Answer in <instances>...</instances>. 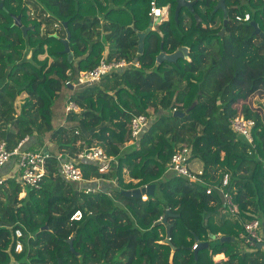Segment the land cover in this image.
I'll return each mask as SVG.
<instances>
[{
	"label": "trees",
	"instance_id": "16d2710c",
	"mask_svg": "<svg viewBox=\"0 0 264 264\" xmlns=\"http://www.w3.org/2000/svg\"><path fill=\"white\" fill-rule=\"evenodd\" d=\"M187 1L196 2L201 23L183 8L177 26V1L157 0L159 6L170 5V18L147 35L139 55L134 29L149 27L152 0H4L0 141L12 151L29 136L31 146L36 138L54 149L47 148L48 173L39 188H26L16 178L0 184V264H264V250L243 247L241 238L245 223L257 218L264 224V102H251L264 93V44L250 24L264 32V0H225L226 26L223 11L215 12L219 0ZM31 5L39 10L35 17L29 15ZM246 14L249 23L236 20ZM15 17L31 28L26 36ZM57 21L67 23L71 33L72 63L63 44L66 31L46 29ZM162 43L169 55L187 48L190 60L158 64ZM104 58L137 61L141 67L113 73L91 87L74 90L66 84ZM68 97L79 113L66 111ZM180 112L184 117L174 116ZM137 115L152 117L151 125L135 146L125 147ZM239 116L256 123L251 155L229 126ZM92 147L117 158L107 173L95 164L81 165L86 180L116 181L110 193L86 194L60 175L59 154L75 158ZM184 148H191L190 168L203 169L204 183L168 172L173 155ZM127 171L135 181L126 182ZM226 175L241 219L223 213L216 191L206 193L207 185H220ZM152 184L155 193L147 201L122 194ZM77 210L83 218L72 222ZM167 210L175 215L169 219L171 245L166 226L158 224ZM74 236L75 253L69 244ZM196 238L210 242L197 260ZM222 254L227 260L214 261Z\"/></svg>",
	"mask_w": 264,
	"mask_h": 264
},
{
	"label": "built area",
	"instance_id": "2783aa9c",
	"mask_svg": "<svg viewBox=\"0 0 264 264\" xmlns=\"http://www.w3.org/2000/svg\"><path fill=\"white\" fill-rule=\"evenodd\" d=\"M191 2V1H189ZM166 10V14H164ZM168 6H159L157 0H152L151 2V13L150 16L152 20L161 19L164 16L166 22L168 20ZM29 15L35 17L37 15L36 11L30 10ZM236 20L241 23H249L251 21V16L246 14L244 16H237ZM161 23V24H162ZM154 28V27H153ZM152 28V29H153ZM54 31L64 30L61 22H55L53 24ZM140 68V63L137 61H127V60H112L109 61L106 58L102 59L100 64L87 71L80 72L76 81H68L66 84L73 87L74 90L83 87H91L100 83L106 76L112 75L116 72H121L129 68ZM66 111L79 113L81 108L79 105L68 97L66 100ZM177 110L174 109V112ZM152 122V117L148 115H137L134 116L130 123V140L125 143V147L135 146L140 139V136L150 127ZM229 126L238 137L245 140L249 146L250 155L255 151L256 146L254 138L252 135V129L256 126L255 121L251 119H246L244 116H239L233 118L229 121ZM30 141V137L27 136L25 139L21 140L17 147L9 151L7 142L5 140L0 141V171L5 168L9 163L14 161V164L19 170L18 181L24 187L39 188L44 178L48 173L47 163L48 159L51 157L45 150H30L26 146ZM192 156L191 148H184L177 151L171 160L168 168V172L174 173L177 176L183 177L188 180L189 183L195 184L204 183V172L202 168H198L196 171H192L190 168V158ZM59 160V170L61 177L70 184H87L83 190L86 194L102 192L100 189V179L93 178L91 180H86L83 175L81 168L82 164H95L98 166L101 173H107L111 169L113 162L117 164L116 157H110L107 153L99 148L92 147L85 149L80 152L75 158H68L63 154L57 156ZM4 181L0 180V184ZM90 184V186L88 185ZM229 188V176L226 175L220 185H207L206 193L212 195L215 191L221 198L224 212L231 218L241 219V210L239 205L235 202L234 197ZM25 194V193H23ZM143 201L148 200V195H143ZM83 218V211L77 210L71 216V221H81ZM245 232L241 236L244 241V246L249 248H255L256 246H262L261 249L264 250V224L261 219H253L252 221L244 224ZM16 236L18 242L16 244V251L20 253L23 250V243L21 242L22 232L20 230L16 231ZM168 240H171L169 238ZM197 247V244L193 249Z\"/></svg>",
	"mask_w": 264,
	"mask_h": 264
},
{
	"label": "water",
	"instance_id": "95a60500",
	"mask_svg": "<svg viewBox=\"0 0 264 264\" xmlns=\"http://www.w3.org/2000/svg\"><path fill=\"white\" fill-rule=\"evenodd\" d=\"M177 1V6H176V11H175V18H176V21H177V26H178V20H179V16H180V12L183 8H186L188 10H190L193 14H195V4L196 2H189L187 0H176ZM4 0L1 1L0 3V10H4ZM218 10H222L223 13H224V25L226 26L227 23H228V8L226 6V2L225 0H219L218 2V5L217 7L215 8V12L218 11ZM195 18L197 20V24L201 23V19L199 18L198 15L195 14ZM15 25L18 26L19 28L22 29V31L24 32V36L27 35V32L29 29L31 28H26L22 25V22H21V17H15ZM159 19L154 23V21L152 20L150 23H149V27L144 31V32H138L136 29H134L137 33V36H138V54L141 55L143 52H144V47H145V40H146V37L149 33H151L152 31H155L153 30V25L154 24H158L159 23ZM251 26L254 27V33L253 35L254 36H259L262 40V44H264V32L261 31V29L259 28L258 24L256 22H251L250 23ZM63 27H64V30L66 31V34H67V37L65 40H63V44L65 46V53L68 54V59H69V62L72 63L74 61V55L73 53L70 51V47H69V42H70V39H71V33L68 29V25L67 23L63 22L62 23ZM158 26V25H157ZM131 27L135 28V25L132 24ZM225 33V29H223L220 33L221 36H223ZM187 58L188 60L189 59V50L187 48H181L179 51H177L176 53L174 54H166L164 52V49H163V43L161 44V52L157 58V63L158 64H161L165 61L167 62H175L177 61L179 58ZM73 89V87H72ZM196 106V103H194L191 108L188 110H193L194 107ZM186 113H183V112H180V113H176L174 116L175 117H184ZM45 152H47V150H45ZM155 189H156V186L154 184L152 185H149V186H143L139 189H136V190H130V191H123L122 194L125 195V196H128V197H134V198H141L143 195H154L155 193ZM175 215H173L170 210H167L166 211V214L164 215V217L158 222V224H163L166 226L167 228V240H166V243L171 245V241L168 240L170 238V235H171V228H172V224H169V219L171 217H174ZM46 228V227H45ZM211 236V239L212 240H220L221 242H230L231 240L234 241L233 238L231 237H228V236H224V237H219V236H216V235H210ZM76 236L73 237V239H71L69 241V244H70V248L72 250V252L75 253V249H74V246H73V242H74V239H75ZM196 242H197V247L195 249H193L194 253H195V257H196V260H197V256H198V252L201 251V250H208L210 248V242H199V239L196 238ZM260 248L262 246H259ZM173 250H175V248H173ZM76 256H79L78 253H76Z\"/></svg>",
	"mask_w": 264,
	"mask_h": 264
},
{
	"label": "rangeland",
	"instance_id": "374dc122",
	"mask_svg": "<svg viewBox=\"0 0 264 264\" xmlns=\"http://www.w3.org/2000/svg\"><path fill=\"white\" fill-rule=\"evenodd\" d=\"M31 7H32V9L35 11L36 10V13H38L39 12V10H37L35 7V5H31ZM183 15H188V13L186 12V11H184L183 12ZM164 21V20H163ZM58 22V21H57ZM162 23V22H161ZM160 23V24H161ZM159 26L160 25H158V26H154V29H156V31L158 30V28H159ZM47 30H49V31H51L52 32V30H53V24H52V26H50V27H48V28H46ZM47 57V55H44V56H41V59L43 60L44 58H46ZM26 96V94H22L18 99H17V102H16V107H17V109H19L20 108V105H21V100L24 98ZM258 101H261V102H264V93H262V94H259V95H255L254 97H252V100H251V102L252 103H255V104H257V102ZM149 112H151V113H153L154 112V109L153 108H150L149 110H148ZM45 145V143H43V144H37V146H38V148H32L31 150H33V151H36V150H38V151H40L41 149V147H43ZM8 167V166H7ZM6 167V168H7ZM125 180H126V182H131V181H133L134 179H132L131 177H130V175H129V173H128V171H127V174L125 175ZM107 181V180H106ZM105 181V183L106 184H111L110 186H108V185H106V187H104V186H102V185H99L100 186V189L102 190V191H104V192H107V193H110L112 190H113V188L114 187H112V186H115V184H113L112 183V181H110L109 180V182H106ZM135 181V180H134ZM115 183H116V181H115ZM117 185V184H116ZM26 188H28V187H26ZM26 188H25V190H26ZM116 188V187H115ZM114 188V189H115ZM23 197H25V194H23V193H21L20 194V196H19V198H23ZM230 217V216H229ZM243 247H245V246H243ZM217 256H219V255H216V256H214V261H221V260H223L224 259V257L222 258V259H219V257H217ZM227 258V257H226Z\"/></svg>",
	"mask_w": 264,
	"mask_h": 264
},
{
	"label": "crops",
	"instance_id": "0c3cea01",
	"mask_svg": "<svg viewBox=\"0 0 264 264\" xmlns=\"http://www.w3.org/2000/svg\"><path fill=\"white\" fill-rule=\"evenodd\" d=\"M168 7H169V10H168V14H167V16H168V20H169V18H170V5H167ZM167 20V21H168ZM166 21V22H167ZM160 25V24H159ZM30 142V141H29ZM27 147H29V148H38V146H37V140H36V138H34L33 139V143H32V146H31V143H28L27 144V146H26V148ZM51 147V149L53 150L54 148H53V145L51 144V143H45V145L43 146V147H41L40 149L41 150H47V148H50ZM8 166V167H7ZM5 168H3L1 171H0V180H2V181H5V180H7V179H11V178H16V179H18V174L20 173L19 172V170H18V168H17V166L14 164V161H12L11 163H9L8 165H7ZM197 168H200V166H196ZM105 181L106 180H101L100 181V184L102 185V186H104V187H106V185H108V186H110L111 184H106L105 183ZM106 182H109L108 180L106 181ZM112 183L113 184H115V186H112V187H116V183H115V181H112ZM87 186V184H85V183H83V184H80V185H78V187L80 188V189H84L85 187ZM113 188V189H114ZM23 193H25V192H23ZM25 195H26V193H25ZM223 213L225 214V215H227L224 211H223ZM228 216V215H227ZM231 218V217H230ZM231 219H233V218H231ZM219 237L221 236V235H218ZM224 257V259L223 260H227V258H226V256L224 255V254H222L220 257H219V259H222ZM222 261V260H221Z\"/></svg>",
	"mask_w": 264,
	"mask_h": 264
},
{
	"label": "bare ground",
	"instance_id": "6f19581e",
	"mask_svg": "<svg viewBox=\"0 0 264 264\" xmlns=\"http://www.w3.org/2000/svg\"><path fill=\"white\" fill-rule=\"evenodd\" d=\"M163 12H164V14H166V10H164ZM165 18H166V17L164 16L163 18L159 19L160 21H159V23H158L157 25H159L161 22H163V20H165ZM157 20H158V19H154V23H155ZM157 25L154 24L153 27H154V26H157Z\"/></svg>",
	"mask_w": 264,
	"mask_h": 264
},
{
	"label": "clouds",
	"instance_id": "9594fccd",
	"mask_svg": "<svg viewBox=\"0 0 264 264\" xmlns=\"http://www.w3.org/2000/svg\"><path fill=\"white\" fill-rule=\"evenodd\" d=\"M160 25H161V24H160ZM153 30H155V31H156V29H154V28H153Z\"/></svg>",
	"mask_w": 264,
	"mask_h": 264
}]
</instances>
